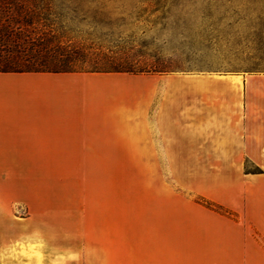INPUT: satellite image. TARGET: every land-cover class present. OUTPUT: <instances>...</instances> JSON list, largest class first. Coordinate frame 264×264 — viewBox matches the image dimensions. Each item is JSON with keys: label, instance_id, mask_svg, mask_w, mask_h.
Instances as JSON below:
<instances>
[{"label": "crops", "instance_id": "1", "mask_svg": "<svg viewBox=\"0 0 264 264\" xmlns=\"http://www.w3.org/2000/svg\"><path fill=\"white\" fill-rule=\"evenodd\" d=\"M142 74L140 138L130 73L0 72V264H264V174L243 171L264 166V72ZM138 139L136 164L225 171L85 175L8 197L7 165L130 164L119 152Z\"/></svg>", "mask_w": 264, "mask_h": 264}, {"label": "rangeland", "instance_id": "2", "mask_svg": "<svg viewBox=\"0 0 264 264\" xmlns=\"http://www.w3.org/2000/svg\"><path fill=\"white\" fill-rule=\"evenodd\" d=\"M72 7L77 9L64 10L55 28L71 32L72 41L81 44L93 42L106 50L129 52L134 62L147 70L163 69L157 73L160 76L252 73L264 69V42L259 39L264 36V0H74ZM143 75L130 73V118L140 119L130 125V132L140 138ZM142 146L141 139L130 140V155L119 152L120 158L130 157V164L7 165L4 173L8 197L14 199L16 192H22L28 200L31 191L40 185H60L63 180L85 175H130V179L143 180L144 175L153 173L225 171L224 167L136 164L140 161L136 158L142 156ZM243 171L264 174V166L248 163ZM185 190L184 197L193 202L199 199L211 204L208 197ZM130 197L142 201L148 195L135 191ZM12 209L20 216L29 213L26 202H13Z\"/></svg>", "mask_w": 264, "mask_h": 264}, {"label": "trees", "instance_id": "3", "mask_svg": "<svg viewBox=\"0 0 264 264\" xmlns=\"http://www.w3.org/2000/svg\"><path fill=\"white\" fill-rule=\"evenodd\" d=\"M74 0H0V72L160 73L134 62L126 51L72 41L55 28ZM55 16V17H54ZM264 42V36H260ZM262 42V43H263ZM264 44V43H263ZM264 59V57H262ZM264 72L263 70H257Z\"/></svg>", "mask_w": 264, "mask_h": 264}]
</instances>
